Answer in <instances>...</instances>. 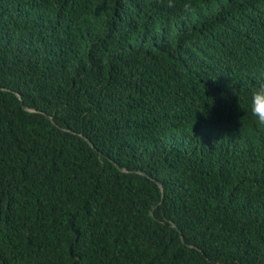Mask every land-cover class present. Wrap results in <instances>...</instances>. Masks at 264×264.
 Instances as JSON below:
<instances>
[{
	"label": "trees",
	"instance_id": "1",
	"mask_svg": "<svg viewBox=\"0 0 264 264\" xmlns=\"http://www.w3.org/2000/svg\"><path fill=\"white\" fill-rule=\"evenodd\" d=\"M264 0H0V264H264Z\"/></svg>",
	"mask_w": 264,
	"mask_h": 264
},
{
	"label": "clouds",
	"instance_id": "2",
	"mask_svg": "<svg viewBox=\"0 0 264 264\" xmlns=\"http://www.w3.org/2000/svg\"><path fill=\"white\" fill-rule=\"evenodd\" d=\"M250 112L258 125H264V84H261L252 92Z\"/></svg>",
	"mask_w": 264,
	"mask_h": 264
}]
</instances>
